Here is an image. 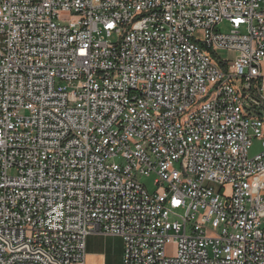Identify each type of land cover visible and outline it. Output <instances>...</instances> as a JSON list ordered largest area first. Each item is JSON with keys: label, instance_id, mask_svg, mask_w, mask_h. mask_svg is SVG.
Returning a JSON list of instances; mask_svg holds the SVG:
<instances>
[{"label": "built area", "instance_id": "2783aa9c", "mask_svg": "<svg viewBox=\"0 0 264 264\" xmlns=\"http://www.w3.org/2000/svg\"><path fill=\"white\" fill-rule=\"evenodd\" d=\"M263 63L264 0H0V264H264Z\"/></svg>", "mask_w": 264, "mask_h": 264}, {"label": "crops", "instance_id": "0c3cea01", "mask_svg": "<svg viewBox=\"0 0 264 264\" xmlns=\"http://www.w3.org/2000/svg\"><path fill=\"white\" fill-rule=\"evenodd\" d=\"M122 256L119 237L92 235L86 240L84 264H122Z\"/></svg>", "mask_w": 264, "mask_h": 264}, {"label": "rangeland", "instance_id": "374dc122", "mask_svg": "<svg viewBox=\"0 0 264 264\" xmlns=\"http://www.w3.org/2000/svg\"><path fill=\"white\" fill-rule=\"evenodd\" d=\"M220 32L227 34L230 32L231 28L229 27V25L227 23H223L220 27H219ZM219 58L223 59V60H233V55H229L227 52L225 51H220L219 53ZM263 69H264V63H263ZM262 148H261V143L260 141L253 139L251 142V147L248 150V155L249 157H253L256 154H259L261 152ZM117 162H121L119 159H116ZM141 183L143 185H145L146 189L148 190L149 193H153L156 190V186L154 185V180H155V176L151 175L149 177H143L140 179ZM173 247V246H172ZM170 247L167 250V253L169 255H172L173 253V248Z\"/></svg>", "mask_w": 264, "mask_h": 264}]
</instances>
